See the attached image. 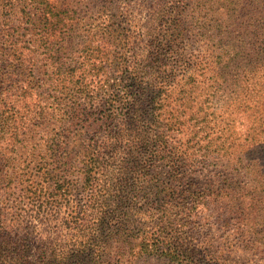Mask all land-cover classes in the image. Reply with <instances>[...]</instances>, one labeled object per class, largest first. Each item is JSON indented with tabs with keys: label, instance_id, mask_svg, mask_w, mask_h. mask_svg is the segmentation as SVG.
Returning a JSON list of instances; mask_svg holds the SVG:
<instances>
[{
	"label": "trees",
	"instance_id": "1",
	"mask_svg": "<svg viewBox=\"0 0 264 264\" xmlns=\"http://www.w3.org/2000/svg\"><path fill=\"white\" fill-rule=\"evenodd\" d=\"M11 5L20 26L0 29V264L110 262L135 223L137 191L158 185L151 168L173 163L178 148L188 157L186 145L171 140L203 121L186 118L191 83L172 84L185 66L178 43L189 5L170 0L154 9L145 32L135 27L133 41L120 40L98 88L94 75L64 67L48 45L67 23L58 6ZM107 32L116 37L114 28ZM34 136L39 193L21 189L9 170L16 156L31 155ZM14 205L19 209L3 213ZM158 243L156 252L179 256L165 240Z\"/></svg>",
	"mask_w": 264,
	"mask_h": 264
},
{
	"label": "rangeland",
	"instance_id": "2",
	"mask_svg": "<svg viewBox=\"0 0 264 264\" xmlns=\"http://www.w3.org/2000/svg\"><path fill=\"white\" fill-rule=\"evenodd\" d=\"M50 1L67 23L48 45L62 57L64 67L94 75L96 88L109 77L104 74L119 55L120 40L133 41L135 27L145 32L154 9L170 3ZM185 3L187 25L178 43L185 66L172 84L191 83L186 88L191 90L186 94V118L192 124L203 121L185 137L171 140L186 145L188 157L178 148L173 163L151 168L158 185L137 191L135 223L120 242V255L88 264H264V0ZM14 13L11 0L0 1V29L20 26ZM114 40L116 45L111 44ZM38 132L37 138L41 129ZM36 137L28 148L31 155L16 156L9 170L20 179L21 189L39 193ZM13 207L3 213L19 209ZM21 217L22 225L30 220L24 213ZM158 239L178 249L179 256L156 252Z\"/></svg>",
	"mask_w": 264,
	"mask_h": 264
}]
</instances>
